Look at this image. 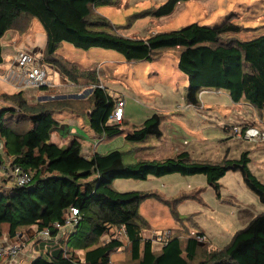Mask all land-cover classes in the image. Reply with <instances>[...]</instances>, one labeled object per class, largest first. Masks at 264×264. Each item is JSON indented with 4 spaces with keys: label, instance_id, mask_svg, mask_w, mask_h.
Segmentation results:
<instances>
[{
    "label": "trees",
    "instance_id": "obj_1",
    "mask_svg": "<svg viewBox=\"0 0 264 264\" xmlns=\"http://www.w3.org/2000/svg\"><path fill=\"white\" fill-rule=\"evenodd\" d=\"M181 1L165 0L153 13L170 14ZM110 3L113 0H0V62L5 32L15 29L21 35L29 20L37 18L46 35L43 61L57 67L71 81L97 79L94 70L83 69L56 53L60 41L83 49H113L132 62L153 61L175 50L177 66L188 78L184 87L187 104L198 106L202 90L223 89L233 102L250 104L264 123V33L241 41L222 35L239 29L235 23L210 26L191 22L147 37H129L96 10ZM0 97L5 103L0 106L2 150L12 163L33 172L27 184L0 191V239L13 237L32 225L40 230L56 220L62 221L70 207L76 208L80 216L70 234V239L76 236V241L68 247L67 255L61 250L48 253V257L40 254L31 264H107L110 254L124 241L113 234L107 241L100 238L111 228L121 226L125 229L127 252L135 264H264V211L236 230L222 247L210 241L199 243L192 236L170 234L166 243L155 249L152 239L142 236L147 220L139 207L156 194L113 187L118 178L143 180L171 173L203 174L219 195L220 178L233 170L240 172L246 186L264 202V181L251 170L248 151L217 160L194 157L186 149L162 158L134 160H126L124 152L117 149L85 155L76 137L62 145L51 140V131L58 125L54 112L59 108L88 109V124L97 134L118 133L123 123L107 124L115 101L98 82L85 103L66 99L31 103L22 89L1 93ZM162 119L160 113H153L126 134L125 140L143 143L160 138ZM164 203L178 222L186 217L179 215L167 200ZM76 250H83L82 257Z\"/></svg>",
    "mask_w": 264,
    "mask_h": 264
},
{
    "label": "rangeland",
    "instance_id": "obj_2",
    "mask_svg": "<svg viewBox=\"0 0 264 264\" xmlns=\"http://www.w3.org/2000/svg\"><path fill=\"white\" fill-rule=\"evenodd\" d=\"M113 2L99 5L96 10L106 16L111 25L116 27L121 34L129 37H147L150 33L179 29L191 22L210 26H219L227 21L235 23L239 29L227 31L222 35L224 38L241 41L250 40L264 33V0H183L170 14L162 16H155L153 11L165 0H113ZM42 30L37 18L30 19L23 32L25 33L22 39L25 46L23 48L42 47L41 42L35 40L32 42L36 33ZM43 48H35L34 51L41 52L43 57ZM56 49L58 55L72 60L82 67H88L89 70L96 69L97 80L83 78L78 82H73L64 79L61 82L59 73L52 72L51 64H48L46 67L48 78H52L55 84L48 88H57L56 93L60 95L77 94L80 91L79 95H71L78 98L68 97L70 98L68 100L85 103L90 91L98 82L104 87L107 86V91L115 100L118 97H124L126 104L123 118L127 122L120 126L118 133L104 137V145L102 142V145L98 147L100 151H103L102 147H106L105 151L117 149L124 152L126 160L162 158L182 149L190 151L192 155L193 153L201 155L202 140H207V147L214 149L216 143L225 139L227 135L222 130L224 124L235 121L233 104L226 90L208 89L209 91H204L200 95L198 106L186 103L184 87L188 84V78L177 66L176 56L178 53L175 50L166 51L153 61L132 62L113 49L99 47L83 49L75 47L68 41L58 42ZM0 87L6 91L12 89L15 91L16 89L2 82H0ZM29 88L34 87L23 88L24 95L28 100H33L31 94L34 90ZM36 90L40 91V89ZM84 97L85 99H81ZM47 101H51V99ZM3 103L4 101L0 97V105ZM156 112L163 116L160 125L163 135L160 138H149L143 143H132L125 140L126 134L131 133L135 127H138L146 118ZM69 120H74L78 125L81 123L78 118ZM234 126L239 127L240 125L237 123L230 125V131H233ZM79 134L83 139H90V136L84 132H79ZM247 145L241 141L242 148ZM199 158L217 160L221 157L202 156ZM171 174L160 178L167 180L172 178L171 176H180L178 173ZM157 178L156 176H150L143 180L118 178L114 180L113 187L118 191L143 189L153 192L157 196L155 200L159 199L163 202L167 200L176 210L177 206L186 198L199 197L201 194L203 198L201 202L205 203L206 207L198 200H189L180 205L178 208L182 213H185L186 217L177 222L173 229L166 230L169 235L192 236L197 238L199 243H205L207 237L200 231L202 229L207 233L209 239H212L210 243L213 246L222 247L231 239L236 230L245 227L256 214L264 211V202L246 186L239 171H227L220 178L219 198H216L215 191L206 184L203 174L187 175L181 186V191L169 193L161 192L165 188L154 181ZM202 179L204 180L202 190L186 185L187 181L197 180L200 183ZM3 189L4 187L0 185V191ZM155 200L149 199L153 205L148 203L141 208L147 219L153 224L147 222L144 236L153 239L159 230L154 227V224L160 226L174 224L168 207ZM195 211L199 212L196 214ZM179 215L181 214L179 213ZM18 233L24 235V232ZM112 234L122 238L125 252L120 258H110V261L119 264H135L129 257L126 238L122 232H119V228H111L107 234L100 238V241H107ZM201 234L204 235L201 236ZM75 241L76 236L67 241L66 246L71 248ZM155 244L154 248L158 249L160 244ZM58 249V247L48 249L46 245H43V248H32L34 255L42 254L45 257H48V253H56ZM77 251L81 252V250Z\"/></svg>",
    "mask_w": 264,
    "mask_h": 264
},
{
    "label": "crops",
    "instance_id": "obj_3",
    "mask_svg": "<svg viewBox=\"0 0 264 264\" xmlns=\"http://www.w3.org/2000/svg\"><path fill=\"white\" fill-rule=\"evenodd\" d=\"M24 34L25 33L20 35L17 30L9 29L8 31L5 32V34L1 38L3 61L0 62V82L13 87L14 89L16 88L15 91H17V89L19 90L20 88H17L15 86H13L12 84L5 82L2 79V75L6 72L7 68L11 64L12 58L14 57L17 50L25 47L23 45V41H22ZM34 40L38 41L39 43L41 42L40 45L42 47L36 46L30 50H34L35 48L42 49L44 47L45 42H46V35L43 32V30L38 31L36 33L35 38L32 39V42H34ZM23 49H25V48H23ZM35 52H37V51H35ZM37 54L41 55V52H37ZM42 60H43V57H42ZM69 61H72V60H69ZM44 64L46 67L48 66L47 63L44 62ZM78 66L83 68V69H88V67H82L79 64H78ZM51 69H52V72L59 73L61 82L64 81V79L69 80L66 76H64L57 69V67L53 66L52 64H51ZM92 70L97 72L96 69H92ZM96 79H97V77H96ZM50 80H52L53 83L49 86L29 88L30 90L31 89L34 90L33 93L31 94V99H33V100H29V102H31V103L44 102V101H40V100L47 101L48 99H51V100H65L66 99V100H68V99H70L68 97H75V98H71V99H76V98H78L77 96H71V95L81 94V92L79 91L77 94L60 95L59 93H56L58 91L57 88H48V87H52L55 85L54 80L52 78ZM104 88L107 91V86H105ZM36 89H40V91H37ZM12 90L6 91L5 89H3V87H0V94L1 93H11V92H13ZM22 90L24 91V89H22ZM206 90L209 91L208 89H206ZM206 90H202L200 92V95H201V93H203ZM47 92H49V93H47ZM107 93L109 94L108 91H107ZM200 95H199V98H200ZM118 98H121V97H118ZM81 99H85V97L81 98ZM116 100L114 99V101H115L114 105L116 103ZM125 104L126 103L124 100V106H125ZM232 104H233V110H234L233 116L235 119L234 123H237L238 125H240L239 127H243L245 124H248V123H256L259 126H264V123L262 122V120H260L258 118L255 110L250 106V104L246 103L245 101H240V102H236V103L232 101ZM3 105H4V103H3ZM0 106H2V105H0ZM124 106H123V112H124ZM88 112H89L88 109H82V108H79L77 111H74V110L69 109V108L57 109L54 112V117L57 120L58 125L55 126L51 131V140L53 142L59 144V145H62V144H66L71 138L76 137L81 141V151L85 155H92L94 152H101V153L107 152V151H105L106 147H102L103 151H100L98 149V147L101 146L102 142L105 140V138H104L105 136L97 134L90 127V125L88 124V121H87ZM72 118H78L79 119L78 121L79 122L81 121V123H79L80 125H78V123H76L74 120H69ZM73 122H75V123H73ZM126 122H127L126 120H123V124H125ZM234 123H225L224 124V126L222 127V130L227 135L225 136V139L220 140L216 143V147H214V149L207 147L208 146L207 140H202L203 144L200 145V148L202 151L201 155H195L196 153L195 154L193 153V156L194 155H195L194 157H196V156H198V157L213 156L215 158H220V157L222 158L223 156L237 157V156H239V154L242 151H248L249 156H250V164L249 165H250L251 170L261 180L264 181V141L247 140V139L235 136L234 133L232 132V130L230 131V129H229V126L234 124ZM107 124H112V123L108 122V118H107ZM79 132L86 133L87 135L90 136V139H83L81 137V135L79 134ZM241 141L247 143L248 144L247 147L242 148L241 147ZM84 142H86V143H84ZM239 142H240V144H239ZM103 145H104V142H103ZM0 159L1 160L9 159L11 161L10 157L2 150V143L1 142H0ZM163 176H165V175L158 176V178L155 179L154 181L156 183L157 182L160 183L165 188V189L163 188L164 190H161V192L164 191L165 193L166 192L167 193L174 192V191L178 192V190L181 189V186L184 183L185 177H187L184 175H180V176L175 175V176H171L172 178H170V179L161 180L163 178H160V177H163ZM188 176H192V175H188ZM203 184H204V180L202 179L200 181V183L197 180L187 181L186 185H187V187H190V188H198V189L202 190V188L204 187ZM0 185L3 186L4 189H9L13 185H15L12 182L10 176H8V174L4 170H2L1 167H0ZM208 186L211 187L210 185H208ZM211 188L213 189V187H211ZM141 190H143V189H141ZM219 196H220V193H219V195H216V198H219ZM149 199L155 200V197H149V198L145 199L141 203V205L139 207V211H140V214L147 220V222L152 224V222L147 219L146 214L143 212V210H141V208L143 206H146L148 203H150V205H153V204H151ZM189 200L190 201L198 200L201 202L203 200V198L201 197V194L199 197H188V198H186L184 200V202L180 203L177 206V210L181 214V216H184L185 213H182L178 207H180V205L184 204L185 202H188ZM155 201L165 205L166 207H168L169 212L171 213V209L169 208V206L167 204H165L163 201H161L159 199L155 200ZM201 203L203 205H205V203H203V202H201ZM193 207H195V206H193ZM205 207H206V205H205ZM152 208H153V206H152ZM198 212L199 211H195L194 213L197 214ZM240 213H242V212H240ZM240 213H239V215H242ZM171 216L173 218V223H174L172 225L160 226L158 224L157 225L154 224L155 228H159V230H157L158 233L163 231V230L166 231V230L173 229L174 227H176V224L178 221L174 219L172 213H171ZM117 228H120V227H117ZM74 231H75L74 228L73 229L68 228V229L63 230V231L61 230V232H59L56 236H52L50 239L47 240L49 243H51V246L48 245V247H47L46 240H44V238H42L39 235V233H38L39 229H37L36 225H32L28 229L20 231V232H24V235H22V237L18 240L21 243L20 249L18 251L17 257L13 260V262H11L9 264H31L32 260L37 256V254L34 255L32 248L33 249H38L41 247L43 248V245H46V247L48 249L49 248L53 249V248L58 247L59 248L58 250H61V248L63 246H65V247H67V250H68V246H66V244H67L66 242L70 240V234H71V232H74ZM145 231H146L145 229H143V231H142L143 238H147L146 236H144ZM200 231L205 234V236L207 237V241L212 240V239L211 240L209 239V236L207 235V233L204 230L200 229ZM105 234H107V233H105ZM105 234H103V235H105ZM123 234H124V237L126 238V234L125 233H123ZM15 236L10 237V238L4 237V238L0 239V244L3 245L6 243L15 241V239H14ZM117 237L119 238V236H117ZM151 239L153 241V247H154V245H156L155 243H159L160 246L162 245V243L160 241H156L153 238H151ZM124 250H125V244L123 243L111 253V254H113L112 257L110 254V258H117V257L120 258L121 255L123 256V254L125 252ZM77 254L79 257H82V255H83L82 250L80 253L77 251ZM110 258H109V260H110ZM1 261H3L2 264H8L6 262V260H1Z\"/></svg>",
    "mask_w": 264,
    "mask_h": 264
},
{
    "label": "built area",
    "instance_id": "obj_4",
    "mask_svg": "<svg viewBox=\"0 0 264 264\" xmlns=\"http://www.w3.org/2000/svg\"><path fill=\"white\" fill-rule=\"evenodd\" d=\"M2 79L12 84L13 86L23 89L25 87H42L49 86L53 82L48 78V72L46 66L42 60L41 55L37 54L34 50L19 49L12 58V62L7 68L6 72L2 75ZM100 87H103L99 84ZM124 98H119L113 106L109 116L108 122L112 124H122L124 120ZM235 136L241 137L247 140L264 141V126H259L256 123H250L243 127L234 126L233 131ZM0 167L4 170L8 176H10L12 182L16 185L27 184L32 177L33 172L29 169H25L18 164L12 163L9 159H0ZM80 221L79 212L76 208L70 207L65 213L62 221L56 220L51 226L44 227L39 230V235L44 238L48 245L51 246L47 240L52 236H56L61 230L68 228H75ZM56 229V233H52V230ZM119 232L125 233L123 226L119 228ZM23 234L17 233L15 241L6 244H0V264L1 260H6L9 264L17 257L21 243L18 241ZM118 236V235H114ZM169 237V232H159L155 235L154 240L166 243ZM61 251L67 255V247L63 246ZM107 264H119L113 263L110 260Z\"/></svg>",
    "mask_w": 264,
    "mask_h": 264
}]
</instances>
